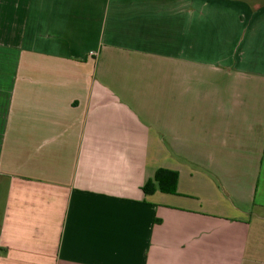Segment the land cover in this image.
Returning <instances> with one entry per match:
<instances>
[{
    "label": "crops",
    "instance_id": "obj_1",
    "mask_svg": "<svg viewBox=\"0 0 264 264\" xmlns=\"http://www.w3.org/2000/svg\"><path fill=\"white\" fill-rule=\"evenodd\" d=\"M0 264H264V0H0Z\"/></svg>",
    "mask_w": 264,
    "mask_h": 264
},
{
    "label": "trees",
    "instance_id": "obj_2",
    "mask_svg": "<svg viewBox=\"0 0 264 264\" xmlns=\"http://www.w3.org/2000/svg\"><path fill=\"white\" fill-rule=\"evenodd\" d=\"M162 172L160 171V172H158L156 175H155V179L156 180H158V182L160 183V182H162L163 180L164 181H166V178H162V177H164L162 174H161ZM172 182L174 183V184H176V177L172 180ZM163 183V182H162ZM174 184L172 185V187H170V192H174L175 191V186H174ZM147 186H148V184H147ZM164 190V189H163ZM143 191H146V187L143 189Z\"/></svg>",
    "mask_w": 264,
    "mask_h": 264
}]
</instances>
